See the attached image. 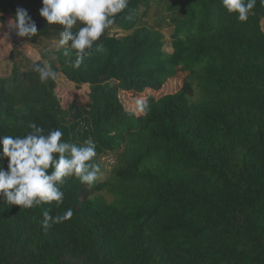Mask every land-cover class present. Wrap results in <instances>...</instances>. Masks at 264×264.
Masks as SVG:
<instances>
[{"label": "trees", "instance_id": "trees-1", "mask_svg": "<svg viewBox=\"0 0 264 264\" xmlns=\"http://www.w3.org/2000/svg\"><path fill=\"white\" fill-rule=\"evenodd\" d=\"M41 7L0 0V29L22 8L39 33L22 41L59 40ZM152 8L157 27L141 21ZM129 9L112 27L130 33L106 30L79 67L74 53L51 54L56 74L87 87L84 105H65L55 80L40 83L33 66L44 55L18 52L27 70L0 77V137L25 135L29 122L78 144L91 137L101 169L91 187L68 178L59 208L0 201V264H264V5L257 0L246 22L220 0H130ZM162 22L172 27L170 52ZM171 82L178 87L162 93ZM144 98L147 115L136 110ZM69 207L70 220L41 228L44 208Z\"/></svg>", "mask_w": 264, "mask_h": 264}, {"label": "clouds", "instance_id": "clouds-1", "mask_svg": "<svg viewBox=\"0 0 264 264\" xmlns=\"http://www.w3.org/2000/svg\"><path fill=\"white\" fill-rule=\"evenodd\" d=\"M130 0H41L39 16L48 26H59L57 50L64 56L75 54L74 67H79L92 51H100L98 43L106 30L111 28L118 14L129 9ZM264 5V0H259ZM226 13L235 14L239 22H246L256 7L257 0H220ZM131 18V17H129ZM11 29L18 37L31 40L39 33L25 9H17L12 18ZM40 83L56 79L51 65H34ZM136 110L144 115L150 111L146 98L136 100ZM29 131L23 136L0 137V201L9 206L18 205L32 209L43 205L59 208L64 203L61 186L68 178L78 179L91 187L101 175L100 165L95 162L96 144L89 137L83 143L62 139L60 128L45 129L35 122L28 123ZM7 159V167L3 159ZM40 221L47 230L62 224L73 216L71 207L62 214L52 215L50 208H44Z\"/></svg>", "mask_w": 264, "mask_h": 264}, {"label": "rangeland", "instance_id": "rangeland-1", "mask_svg": "<svg viewBox=\"0 0 264 264\" xmlns=\"http://www.w3.org/2000/svg\"><path fill=\"white\" fill-rule=\"evenodd\" d=\"M155 12V8H152L147 14L141 19L142 23L147 24L151 27H157L159 23H161V19L158 14ZM11 19L7 16L5 23L1 26L0 29V77L2 78H11L12 70L14 66H18L20 72H25L27 70V62L24 56L19 55L18 52L23 51L27 56H32L31 58H39L43 55L45 56L44 62L50 64V62L54 61V56L51 55L53 52L57 50V42L58 40H40L35 46H31L30 44L22 41V37H18L15 33L14 29H11ZM163 27L160 31L164 34L165 40V48L166 52H170V34L172 32V27L168 23H163ZM261 26L264 31V18L261 21ZM108 33L110 35H118L123 36L129 34L130 32H123L116 27H111L108 29ZM56 92L59 95L62 102L65 105H69L72 100H76L78 104L84 105L87 99L88 89L86 86H82L79 91L75 89V85L68 81L63 74L58 73L56 75ZM177 84H173V82L169 83L162 93L170 92L172 88L175 90L177 88ZM69 93L70 96L66 97L64 92ZM120 101L122 102L124 108L126 110L133 109V99L130 98L128 94H124L121 92ZM63 104V105H64ZM115 155L107 154L104 158H101L104 162V168L106 171H109L113 162ZM105 179V178H104Z\"/></svg>", "mask_w": 264, "mask_h": 264}]
</instances>
